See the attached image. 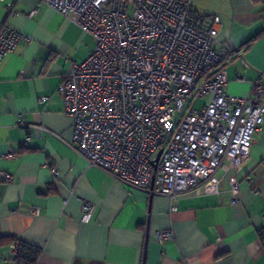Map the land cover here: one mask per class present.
<instances>
[{
	"label": "crops",
	"instance_id": "obj_1",
	"mask_svg": "<svg viewBox=\"0 0 264 264\" xmlns=\"http://www.w3.org/2000/svg\"><path fill=\"white\" fill-rule=\"evenodd\" d=\"M36 2L0 0V29L23 35L0 61V239L40 248L36 264H264V123L239 170L220 168L171 210L168 196L126 185L76 151L57 87L95 40L46 4L30 14ZM188 2L220 18L226 92L246 96L255 81L264 85V0ZM161 230L171 237L160 242ZM11 245L0 242V264H19Z\"/></svg>",
	"mask_w": 264,
	"mask_h": 264
},
{
	"label": "built area",
	"instance_id": "obj_2",
	"mask_svg": "<svg viewBox=\"0 0 264 264\" xmlns=\"http://www.w3.org/2000/svg\"><path fill=\"white\" fill-rule=\"evenodd\" d=\"M40 4L71 15L95 40L57 87L72 118V143L90 165L168 196L175 211L183 195L220 168L224 175L246 162L264 123V85L255 81L246 96L226 92L219 73L226 55L215 48L217 15L197 14L188 0H37L30 14ZM22 38L1 27L0 61ZM197 101L203 103L195 108ZM228 191L237 202L236 180ZM171 235L161 230L158 240Z\"/></svg>",
	"mask_w": 264,
	"mask_h": 264
},
{
	"label": "trees",
	"instance_id": "obj_3",
	"mask_svg": "<svg viewBox=\"0 0 264 264\" xmlns=\"http://www.w3.org/2000/svg\"><path fill=\"white\" fill-rule=\"evenodd\" d=\"M12 244L16 248L13 258L19 264H36L40 255V248L30 245L16 237L7 236L0 239V242Z\"/></svg>",
	"mask_w": 264,
	"mask_h": 264
},
{
	"label": "rangeland",
	"instance_id": "obj_4",
	"mask_svg": "<svg viewBox=\"0 0 264 264\" xmlns=\"http://www.w3.org/2000/svg\"><path fill=\"white\" fill-rule=\"evenodd\" d=\"M202 103H203L202 101H197V102L195 103V108L200 107V105H201Z\"/></svg>",
	"mask_w": 264,
	"mask_h": 264
},
{
	"label": "water",
	"instance_id": "obj_5",
	"mask_svg": "<svg viewBox=\"0 0 264 264\" xmlns=\"http://www.w3.org/2000/svg\"><path fill=\"white\" fill-rule=\"evenodd\" d=\"M159 154H160V151L157 153L156 158H155V161L157 160ZM153 165H154V163H153Z\"/></svg>",
	"mask_w": 264,
	"mask_h": 264
}]
</instances>
